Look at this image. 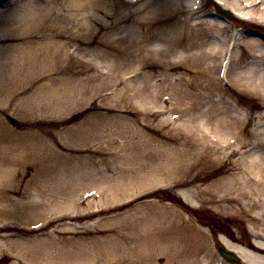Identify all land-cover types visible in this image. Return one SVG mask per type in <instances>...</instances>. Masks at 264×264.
Segmentation results:
<instances>
[{
  "label": "rangeland",
  "instance_id": "rangeland-1",
  "mask_svg": "<svg viewBox=\"0 0 264 264\" xmlns=\"http://www.w3.org/2000/svg\"><path fill=\"white\" fill-rule=\"evenodd\" d=\"M152 1L163 5L153 10L151 0H0V127L13 133L52 128L60 143L50 151L46 145L53 139L41 133V143L26 138L9 144L15 149L9 156L20 163L9 167L10 172L14 177L23 169L28 180L29 194L18 199L42 210V198L32 190L43 185L47 193L57 192L66 212L82 215L76 224L83 232L97 224L117 225L129 245L136 240V225L143 226L137 222L136 200L126 197L132 189L136 192V178L163 176L157 194L147 197L171 204L161 194L173 195L180 188L164 185L175 179L182 160L215 148L209 129H185L180 110L192 102L198 117L211 108L232 110L228 99L220 102L213 95L207 65L184 58L179 48L198 22L215 16L230 24L236 20L208 2L211 12L186 24L185 16L167 7L172 0ZM172 32L181 35V42L170 52L165 37ZM148 34L155 40L144 43ZM240 107L248 131L264 127V101L243 95ZM225 154L219 150L220 156ZM192 216L209 226L222 223L207 210H194ZM115 217L118 221L112 222Z\"/></svg>",
  "mask_w": 264,
  "mask_h": 264
},
{
  "label": "bare ground",
  "instance_id": "bare-ground-1",
  "mask_svg": "<svg viewBox=\"0 0 264 264\" xmlns=\"http://www.w3.org/2000/svg\"><path fill=\"white\" fill-rule=\"evenodd\" d=\"M208 2L231 11L236 22L230 24L218 16L205 24L198 22L189 28V36L179 49L186 54L184 58L207 65L211 74L207 80L215 86L213 95L220 102L228 99L232 110L211 108L198 117L192 112L196 102L180 110L184 118L179 120L185 129H209L215 148L208 155L182 160L175 179L164 185L180 188L173 195L160 191L162 199L171 204L147 197L157 194L155 187H161L165 178L141 174L136 178V192L132 189L126 195L129 202L136 200L137 222L143 224L142 228L136 225V240L130 245L123 242L117 225L107 228L97 224L91 232H83L84 227L76 224L82 215L66 212L56 199L57 192L47 193L43 185L33 188L32 195L42 198V210L18 199L29 194L28 180L23 179L26 173L19 169L13 177L9 170L20 166L19 159L9 156L15 150L9 144L26 138L38 144V135L44 133L53 139L46 147L55 152L60 143L54 129L13 133L0 127V264H264V127L259 124L256 132L248 131L243 126L247 115L240 107L243 95L264 101V0H207L206 5L203 0H172L167 7L185 16L187 24L188 19L211 12ZM117 5L112 9L114 18L118 16ZM162 5L152 0L148 4L153 10ZM180 36L166 34L170 52L181 42ZM153 40L148 34L143 42ZM205 95L210 97L212 92ZM219 150L226 154L220 156ZM130 179L134 185V178ZM206 180L211 182L204 186ZM126 184L125 180L121 186ZM120 189L118 186L116 191ZM194 210L214 213L222 223L209 226L195 221ZM223 251L233 254L237 263L224 258Z\"/></svg>",
  "mask_w": 264,
  "mask_h": 264
},
{
  "label": "water",
  "instance_id": "water-1",
  "mask_svg": "<svg viewBox=\"0 0 264 264\" xmlns=\"http://www.w3.org/2000/svg\"><path fill=\"white\" fill-rule=\"evenodd\" d=\"M227 257H228L230 260H232V261H237L236 258H234V257H232V256H230V255H227Z\"/></svg>",
  "mask_w": 264,
  "mask_h": 264
}]
</instances>
